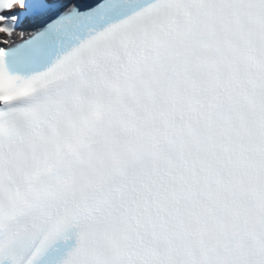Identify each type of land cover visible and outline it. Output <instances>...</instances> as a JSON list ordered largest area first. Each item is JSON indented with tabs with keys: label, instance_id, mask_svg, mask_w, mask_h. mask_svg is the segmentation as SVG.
I'll return each mask as SVG.
<instances>
[{
	"label": "snow or ice",
	"instance_id": "obj_1",
	"mask_svg": "<svg viewBox=\"0 0 264 264\" xmlns=\"http://www.w3.org/2000/svg\"><path fill=\"white\" fill-rule=\"evenodd\" d=\"M0 264H264V0H0Z\"/></svg>",
	"mask_w": 264,
	"mask_h": 264
}]
</instances>
